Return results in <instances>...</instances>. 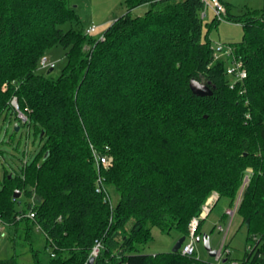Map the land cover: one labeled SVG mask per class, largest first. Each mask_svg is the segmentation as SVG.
I'll return each mask as SVG.
<instances>
[{
    "label": "trees",
    "instance_id": "16d2710c",
    "mask_svg": "<svg viewBox=\"0 0 264 264\" xmlns=\"http://www.w3.org/2000/svg\"><path fill=\"white\" fill-rule=\"evenodd\" d=\"M143 5V15H130ZM223 5L225 21L242 27L229 44L246 72L236 82L226 74L230 59L213 57L209 34L218 20L204 24L202 0H124L125 14L101 40L86 28H62L78 24L67 0H0V122L14 133L15 123L33 128L39 141L32 161L3 169L0 219L15 230L24 222L28 244L30 228H39L44 245L30 247L32 264H88L96 241L92 264H214L139 247L152 240L149 226L187 237L212 193L231 209L246 175L234 214L250 243L236 264H264V13L233 15ZM56 46L64 67L39 72ZM191 79L211 95H193ZM93 153L112 159L99 169L117 198L111 207L96 193ZM29 211L33 220L16 218ZM229 256L219 264H232Z\"/></svg>",
    "mask_w": 264,
    "mask_h": 264
},
{
    "label": "rangeland",
    "instance_id": "374dc122",
    "mask_svg": "<svg viewBox=\"0 0 264 264\" xmlns=\"http://www.w3.org/2000/svg\"><path fill=\"white\" fill-rule=\"evenodd\" d=\"M221 1L228 7L229 13L233 15L255 10L264 13V0ZM67 3L69 6L73 7L78 18V24L74 25L67 23L62 26L63 29H68L69 27L85 29L92 25L99 28L103 27L101 29H104L105 22L112 23L126 12L124 0H67ZM146 10V6H138L131 10L130 15L133 17L140 16L143 15ZM212 19L213 15L208 11L203 22L204 24L210 23ZM205 32L206 29L204 27V33ZM209 35L211 36L213 47L216 43H222L225 45L230 43L233 44L241 39L242 27L241 25L227 21H218L216 26L211 29ZM42 58H45L49 63L54 64V67L51 70L52 75L59 74L66 61L65 50L59 46L53 47ZM48 70L50 69H44L39 66L38 71L43 73ZM38 148L39 141L34 136L33 128H31L28 133L26 128L21 127L18 132L14 133L12 127L0 122V181L3 177V169L12 172L10 169L13 168L16 171H19V168L23 163L33 160ZM215 194L216 193H212L205 203L210 199H215ZM116 199L115 193L110 190L111 202H116ZM228 208L229 200L221 197L216 201L215 205L205 218L202 217V208L199 215L194 218H197L199 222L202 220L200 234H206L208 236L211 249L219 250L221 248V251L218 254L219 256H224L226 253L228 254L229 251V258L232 261V264H236L242 259L250 242L248 241L247 229L242 225L238 214L233 215L230 223L229 219L223 217L224 211ZM23 226H25L24 222H20L18 229L15 230L12 229V227L7 226L6 223L2 224V229L0 231V260L16 256L18 264H32L30 247L41 250L44 242L41 232L36 226H32L29 230V234L33 239V243L28 244L23 237ZM218 227H221L222 231H220ZM149 228L152 240L148 244L139 247V253L144 255H154L157 253L170 252L178 239V233L172 230L169 234H166L162 233L157 227L149 226ZM188 241L189 240L186 239V242ZM194 247L195 255L193 257L210 263L215 262V258L208 256V253L204 250L201 242L195 241Z\"/></svg>",
    "mask_w": 264,
    "mask_h": 264
},
{
    "label": "built area",
    "instance_id": "2783aa9c",
    "mask_svg": "<svg viewBox=\"0 0 264 264\" xmlns=\"http://www.w3.org/2000/svg\"><path fill=\"white\" fill-rule=\"evenodd\" d=\"M202 2H203V10L201 12L202 18H205L207 15V12L210 11L216 20L225 21V19H224L225 7L221 3L220 0H202ZM84 32L86 35H98L100 40L102 39L101 34H99L100 32L98 30V27H96L94 25L87 27ZM213 57L215 59H220V58L230 59L229 65L226 68V74L233 78V82L240 81V80H243L246 78V72L243 69L242 64L233 57L232 48L229 44L225 45L222 43H216V45L213 47ZM39 66L41 68H44V69H46V68L52 69L54 67V64L49 63L47 61V59L42 58L40 60ZM11 103L13 105L15 112H16V117L18 118L19 123L21 125H26L28 123L27 116L24 115L22 112H20V110L18 109V106L16 105L15 99H13L11 101ZM92 157H93V164H94L95 170L97 172V178L95 181L96 193L101 194L103 202H106V203L108 202L110 207H111L110 195L107 193V191L104 188L103 180H102V177L100 176L99 169L100 168H102L103 170L108 169L111 165L112 159L105 154L99 155L96 153H93ZM248 180H249V176L248 175L244 176L243 181H242V185H241L240 190L237 194V197H236V200H235L233 207L231 209L225 210L226 215L229 216V223H230V220H231L234 212L236 211V209H237V207L241 201L242 191H243L244 187L247 185ZM216 199L217 198H216V194H215V199L213 198V199L208 200L202 206V217L203 218H205L207 216V214L211 211ZM22 217H26L28 219L33 220L34 213L32 211H29L25 215L17 216L16 218L19 220ZM198 222H199V220L197 218H193L190 221L188 235H187V237H185V240L179 249L181 254L186 256V257H193L195 255L194 242L196 241L195 232H196V229L198 226ZM2 224H3V222L0 219V231L2 229ZM37 229H39V228L37 227ZM218 229L220 231H222L221 227H218ZM186 239H188L189 241L186 242ZM99 248H100V242L96 241L93 248L91 249L89 258L90 257H96L98 254ZM220 251H221V248L219 249V252ZM220 257L221 256L218 255L215 258L214 264H219Z\"/></svg>",
    "mask_w": 264,
    "mask_h": 264
},
{
    "label": "water",
    "instance_id": "95a60500",
    "mask_svg": "<svg viewBox=\"0 0 264 264\" xmlns=\"http://www.w3.org/2000/svg\"><path fill=\"white\" fill-rule=\"evenodd\" d=\"M52 69L48 70V72H50ZM189 90L190 92L198 97H206V96H210L211 95V89L208 87V85L202 83V82H198L194 79H191L189 81L188 84ZM14 129L15 132L18 131V124L15 123L14 125ZM47 156V154L45 155V157ZM10 177V176H9ZM20 196L19 192L15 191L13 194V198H18ZM185 237L182 236L180 238H178L175 242V244L173 245L171 252L176 253L179 251L182 243L184 242ZM196 242H201L203 244L204 250L208 253L209 257L212 258H216L218 256L219 250H213L210 247L209 244V238L206 234H203L201 236L196 237ZM94 261V257H90L88 260V264H92Z\"/></svg>",
    "mask_w": 264,
    "mask_h": 264
},
{
    "label": "crops",
    "instance_id": "0c3cea01",
    "mask_svg": "<svg viewBox=\"0 0 264 264\" xmlns=\"http://www.w3.org/2000/svg\"><path fill=\"white\" fill-rule=\"evenodd\" d=\"M222 2V1H221ZM143 6H146L147 7V5H143ZM107 23V24H106ZM111 23H109V22H105L104 23V29L108 26V25H110ZM101 28H103V27H98V30L100 31V32H102L104 29H101ZM210 36V35H209ZM210 39H211V36H210Z\"/></svg>",
    "mask_w": 264,
    "mask_h": 264
}]
</instances>
